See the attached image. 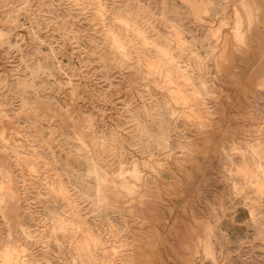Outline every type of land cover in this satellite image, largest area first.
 I'll use <instances>...</instances> for the list:
<instances>
[{
  "label": "rangeland",
  "instance_id": "obj_1",
  "mask_svg": "<svg viewBox=\"0 0 264 264\" xmlns=\"http://www.w3.org/2000/svg\"><path fill=\"white\" fill-rule=\"evenodd\" d=\"M0 264H264V0H0Z\"/></svg>",
  "mask_w": 264,
  "mask_h": 264
}]
</instances>
